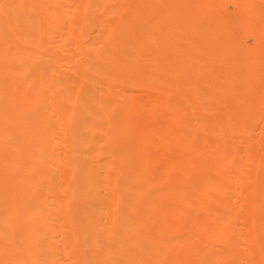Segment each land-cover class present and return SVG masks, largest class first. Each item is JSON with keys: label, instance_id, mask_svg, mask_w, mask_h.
<instances>
[{"label": "bare ground", "instance_id": "obj_1", "mask_svg": "<svg viewBox=\"0 0 264 264\" xmlns=\"http://www.w3.org/2000/svg\"><path fill=\"white\" fill-rule=\"evenodd\" d=\"M0 264H264V0H0Z\"/></svg>", "mask_w": 264, "mask_h": 264}]
</instances>
